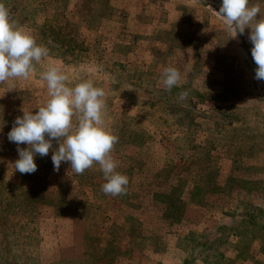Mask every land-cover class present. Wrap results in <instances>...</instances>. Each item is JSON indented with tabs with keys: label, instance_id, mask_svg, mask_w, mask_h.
Listing matches in <instances>:
<instances>
[{
	"label": "rangeland",
	"instance_id": "1",
	"mask_svg": "<svg viewBox=\"0 0 264 264\" xmlns=\"http://www.w3.org/2000/svg\"><path fill=\"white\" fill-rule=\"evenodd\" d=\"M0 264H264V0H0Z\"/></svg>",
	"mask_w": 264,
	"mask_h": 264
},
{
	"label": "trees",
	"instance_id": "2",
	"mask_svg": "<svg viewBox=\"0 0 264 264\" xmlns=\"http://www.w3.org/2000/svg\"><path fill=\"white\" fill-rule=\"evenodd\" d=\"M257 71L259 72L260 70L259 69H257ZM212 205V204H211ZM213 205H215V204H213Z\"/></svg>",
	"mask_w": 264,
	"mask_h": 264
}]
</instances>
